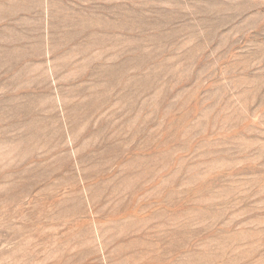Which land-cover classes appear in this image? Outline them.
Returning <instances> with one entry per match:
<instances>
[{
    "label": "rangeland",
    "instance_id": "374dc122",
    "mask_svg": "<svg viewBox=\"0 0 264 264\" xmlns=\"http://www.w3.org/2000/svg\"><path fill=\"white\" fill-rule=\"evenodd\" d=\"M0 264H264V0H0Z\"/></svg>",
    "mask_w": 264,
    "mask_h": 264
}]
</instances>
